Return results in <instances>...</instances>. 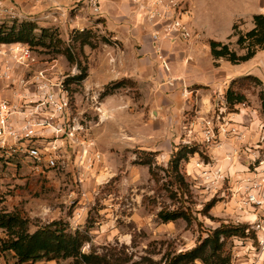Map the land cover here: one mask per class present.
<instances>
[{"label": "rangeland", "instance_id": "374dc122", "mask_svg": "<svg viewBox=\"0 0 264 264\" xmlns=\"http://www.w3.org/2000/svg\"><path fill=\"white\" fill-rule=\"evenodd\" d=\"M180 1L188 8L183 19L191 36L182 40L161 39L157 45L153 42L150 50L144 42L124 44L109 34L101 16L104 1L99 14H83L95 44L85 43L82 47L77 44L72 48L74 62L57 52L54 45L0 43V98L21 99L27 95L35 99L32 79L37 70L48 68L54 77H63L71 96L70 118L67 116L65 122L79 127L75 142H66L63 137L65 142L60 143L65 166L49 167L45 161L36 164L26 151L27 141L0 148V210L20 212L29 219L30 231L61 220L68 231L87 236L82 251L99 253L106 258V264H165L167 251L190 250L221 223L232 220L223 201L229 194V178L225 177L217 188L208 189L201 168L197 167V161L214 164L207 149L224 142L205 144L202 123L195 119L210 118L220 106L231 114L248 108V114L244 113L257 124L260 136L248 141L246 150L252 156L254 149L264 144V115L259 98V92L264 90V49L239 64L223 58L212 60L209 50V40L217 38L241 53L237 35L233 33L253 26L252 15L264 14V0H193L194 4L192 0ZM84 5L86 2L82 0H0V23L13 19L35 21L39 28L54 30L64 41L57 47L63 48L70 44L73 29H80L72 28L71 24ZM191 16L200 21L205 32L193 30ZM136 19L142 26L141 17L136 15ZM141 31L150 34L146 23ZM23 47L30 48L34 59L26 60L21 55ZM141 55H155L157 63L162 58L167 60L168 78L162 81L165 84L154 68H149L145 75L142 68L146 63L140 59ZM173 55H211L202 58L204 63L211 59L204 73L216 74L217 78L211 79L216 80L211 83L216 90L212 92L213 105L208 110L200 111L196 90L207 93L212 86L185 81L174 66L179 59L172 60ZM82 68L86 69L82 80L65 83L79 75ZM5 72L11 77L7 78ZM248 74L259 77L261 85L244 81L242 90L247 100L233 107L234 110L238 107L237 111H229L220 94L226 78L229 77L230 83L233 78ZM229 117L239 127L240 136L237 134L236 139H243L246 135L243 127L247 124ZM44 135L39 140L46 144L53 134L47 130ZM190 142L197 144L198 149L181 164L188 183L185 189L173 174L163 169L173 152ZM83 147L88 149L85 157L81 155ZM148 158L155 174H151L150 164L141 163ZM225 172L242 175L241 171ZM213 198L214 206L205 212L206 204ZM176 209L186 211L190 221L183 218L164 221L159 216L161 210ZM1 236H5L3 228ZM232 244L229 241L228 248L232 249ZM3 255L7 262L15 264L12 252ZM29 264L75 262L73 258L45 257ZM196 264L202 263L197 260Z\"/></svg>", "mask_w": 264, "mask_h": 264}, {"label": "built area", "instance_id": "2783aa9c", "mask_svg": "<svg viewBox=\"0 0 264 264\" xmlns=\"http://www.w3.org/2000/svg\"><path fill=\"white\" fill-rule=\"evenodd\" d=\"M104 0H82L92 14L101 12ZM142 12V22L150 28L152 41L156 44L161 39L182 40L191 36L190 27L185 23L183 16L188 8L180 0H129ZM181 10H178V9ZM23 44V43H22ZM157 45V44H156ZM24 58L34 59L29 47H23ZM162 63L168 68L167 61ZM7 78L11 75L5 72ZM32 83L35 84V99L24 95L19 99L0 98V148H8L27 141L29 156L36 164L45 161L47 166H65L60 152V143H73L79 127L65 122L71 108V96L64 84L63 77H54L48 68L36 71ZM244 104V103H243ZM210 118L195 120L202 123L203 141L207 145H220L223 139L238 137L239 127L230 119L224 106L215 109ZM68 118H70L68 116ZM193 121V120H191ZM52 132L51 140L46 144L40 142L45 131ZM237 138V137H236ZM60 139L63 142H60ZM264 140V139H263ZM193 142H190V144ZM81 155L86 156L88 149L83 147ZM232 154L225 156L231 161ZM253 168L251 164L242 171V175L226 173L221 164H208L197 161L201 168L204 183L209 189L217 188L225 178H229L228 196L224 205L232 208L229 219L233 223H246L247 235L233 237L232 264H237L241 257H246L249 264H264V144L258 145L252 152ZM206 167H203V166ZM225 194V193H224ZM229 213V211H228ZM254 231L255 237L250 236ZM240 245V246H238Z\"/></svg>", "mask_w": 264, "mask_h": 264}, {"label": "trees", "instance_id": "16d2710c", "mask_svg": "<svg viewBox=\"0 0 264 264\" xmlns=\"http://www.w3.org/2000/svg\"><path fill=\"white\" fill-rule=\"evenodd\" d=\"M253 26L246 31H235L237 35L236 44L238 50L232 48L230 43L221 40L210 39V53L214 59L223 58L233 64H239L253 58L260 50L264 49V14L254 13L252 15ZM235 28V25L233 26ZM41 29L38 33L37 30ZM92 36L91 28L73 29L70 38V44L63 48H58V44L64 43L60 37H57L54 30L50 28H39L35 21L13 19L0 23V43L20 42L28 44L31 47L51 46L57 48V52H62L71 62L75 61V52L72 48L77 44L82 47L85 43L94 45L90 39ZM86 76V69L82 68L79 75H75L68 80L79 82ZM244 81H254L261 85L262 81L253 74L233 78L224 92V100L229 111L234 110L240 104L247 100V95L242 90ZM120 83V82H119ZM118 84V83H117ZM261 100L262 113L264 115V90L259 92ZM198 149V145L183 144L179 149L173 152L168 166L164 171L173 174L181 186L185 189L188 183L181 171V164L186 160L189 154H193ZM151 159H143L141 163L150 164L151 174H155ZM216 199H211L205 206V212L214 206ZM159 216L164 221L176 220L179 218L190 221L188 213L182 209L161 210ZM29 219L22 216L20 212H5L0 210V228H3L5 236L0 237V253L6 251L12 252L16 258L15 264L34 263L42 258H73L75 264H106V258L95 251H82V244L87 239L83 233L75 231L72 233L67 230V226L61 220H53L39 226L35 231L29 230ZM246 223H221L218 227L210 231L199 244L186 251L173 252L167 251L165 254V264H196L200 260L202 264H232V249L228 248V242L233 237H245L247 235ZM250 236L255 237L254 231H250Z\"/></svg>", "mask_w": 264, "mask_h": 264}, {"label": "crops", "instance_id": "0c3cea01", "mask_svg": "<svg viewBox=\"0 0 264 264\" xmlns=\"http://www.w3.org/2000/svg\"><path fill=\"white\" fill-rule=\"evenodd\" d=\"M192 2L193 4L195 3L193 0ZM88 13L92 15L90 9H88V7H86L85 5L81 9L77 10V14H75L76 16L72 19L71 27L80 28V29L89 27V26H85V24H87L88 21H86V19H84L83 16V14H88ZM136 15L137 17L138 16L142 17V12L139 9H137V6L132 4L129 0H104L103 2L101 16L104 17L105 19L104 21V23L106 24L105 28L107 29L109 34H111L114 39H117L124 44H132L133 42L134 43L144 42L148 44L147 48L148 50H150L151 48H153V41L151 35L149 34L148 36V34H146L145 32L142 33L141 28L142 26L144 27V23H142V18H141V22H140L142 24L141 26L138 23V21H136L137 20ZM191 25L192 28H194L193 30L205 32L204 27L196 17L191 16ZM217 40H222V39H217ZM168 41H172V40H168ZM149 44H151L152 47L151 45L149 46ZM190 47L193 48L194 45ZM203 56H207L208 58L211 57V55H173L172 56V60L174 59V57H176L175 59L177 58L179 59V62H177L176 65L174 66H177V70H178L177 72L183 75L185 81L198 82L200 84L202 83L212 86L213 89H210L207 93H205L206 91L202 89L196 90V95L200 100L198 101V104L201 112L208 110L213 105L211 98H212V92L216 90L214 89L216 88V86H213L211 84L213 82L211 79H217L215 78L216 74H214L215 76H212L210 74L207 75L208 72L204 73V69L210 67L209 64H211V59L204 63L202 61ZM154 57L155 55H141L140 59L143 60V63H146L145 66L142 68L143 72L145 73V75H148L149 68L150 69L154 68L157 74H159V77L161 78L160 79L161 83L165 84V82L162 81L168 78V72H166V69L161 59L159 60L158 62L159 64H158L157 59ZM212 60H216V59L212 58ZM154 63H157V65ZM214 82H216V80ZM228 84H229V77L226 78V83L223 89L220 90L222 99L224 96V92L228 87ZM176 107H178V105H176ZM247 109L248 108H243L241 113L238 112V113L230 114L234 120L244 121L247 124V125L245 124L246 126L243 127L244 129H246L245 137L241 140L236 139V137L223 139L224 142L223 145L215 146V147L212 146L207 149L209 152V156L213 158L217 164L223 165L225 170L230 172H235V171L242 172L252 162L251 160L252 156L246 150L248 145L247 142L248 141L250 142V140L252 141L255 140L256 135L257 137L258 135L260 136V130H257V124H255V122L251 119V117H248L249 115H245L244 113L246 112L248 114ZM254 130H255V134H253ZM228 154L233 155L232 161H228L225 159V156ZM231 212H232V208L229 206V215ZM0 264H11V263L7 262L5 260L4 255L0 253ZM237 264H249V263L247 262L246 257L243 256L237 261Z\"/></svg>", "mask_w": 264, "mask_h": 264}]
</instances>
